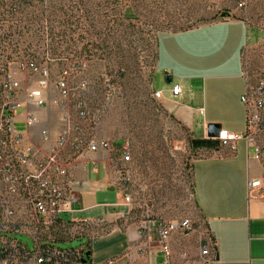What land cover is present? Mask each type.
Returning a JSON list of instances; mask_svg holds the SVG:
<instances>
[{"label":"built area","instance_id":"1","mask_svg":"<svg viewBox=\"0 0 264 264\" xmlns=\"http://www.w3.org/2000/svg\"><path fill=\"white\" fill-rule=\"evenodd\" d=\"M23 1L44 9L31 14L25 25L15 21L5 26L6 13L18 17ZM65 1L0 0V264H89L84 262L86 245L61 244L98 234L100 220L80 214L75 171L80 156L110 150L111 143L98 136L101 116L87 105L89 63L78 35L86 28L83 8L75 1L72 11ZM21 33L29 40H19ZM105 36L102 32L94 50L101 49ZM245 75L249 82L241 100L247 128L239 133L222 128L216 139L233 153L237 141L246 140L264 171V73L255 81ZM181 90L178 84L171 86L173 96ZM162 97L163 91H154L155 99ZM112 98L114 94L107 95L108 102ZM119 185L132 214L138 204ZM248 192L264 195V172L249 178ZM138 227L147 246H159L161 264H173L171 237L178 232H199L200 264L217 262V242L203 221L148 216ZM20 235L29 236L33 247Z\"/></svg>","mask_w":264,"mask_h":264},{"label":"crops","instance_id":"2","mask_svg":"<svg viewBox=\"0 0 264 264\" xmlns=\"http://www.w3.org/2000/svg\"><path fill=\"white\" fill-rule=\"evenodd\" d=\"M221 14V20L202 26L157 32L153 75H160L169 86L153 89L163 91V108L190 130L194 148L207 153L195 159L192 170L202 221L217 242L215 264H264V195L248 192L249 178L264 172L261 164L246 140H238L233 153L207 135L210 123L237 133L246 130L247 111L241 97L249 81L244 52L251 42L264 49V36L255 29L251 32L246 20L232 19L231 12ZM78 35L85 51L98 45L102 31L83 27ZM176 84L182 90L173 96L171 86ZM109 153L87 152L80 156L75 171L80 214L100 220L98 234L89 237L88 263L161 264L159 246L155 242L146 245L138 224L128 214L124 192L107 165ZM171 248L173 264H200L199 232L174 233Z\"/></svg>","mask_w":264,"mask_h":264},{"label":"rangeland","instance_id":"3","mask_svg":"<svg viewBox=\"0 0 264 264\" xmlns=\"http://www.w3.org/2000/svg\"><path fill=\"white\" fill-rule=\"evenodd\" d=\"M75 1L83 8L86 28L106 32L99 51L94 47L85 50L89 63L86 100L90 111L101 116L98 136L111 143L108 168L138 204L132 212L133 222L140 224L149 216L201 223L192 166L207 153L194 148L190 130L154 98L153 87L166 90L169 86L160 75H153L155 36L160 30L180 31L219 21L222 12H231L232 19L246 20L251 32L258 30L263 37L264 0H66L65 4L74 11ZM240 2L245 5L239 7ZM43 9L36 2L23 1L21 14L12 17L6 13L4 24L18 21L25 25L31 14ZM17 36L29 40L26 33ZM244 70L251 81L264 73L263 47L253 42L247 45ZM109 94H114L110 102ZM19 238L33 247L29 236ZM90 242L88 236H82L61 246L79 248Z\"/></svg>","mask_w":264,"mask_h":264},{"label":"water","instance_id":"4","mask_svg":"<svg viewBox=\"0 0 264 264\" xmlns=\"http://www.w3.org/2000/svg\"><path fill=\"white\" fill-rule=\"evenodd\" d=\"M226 15V12L223 13V16ZM167 81L170 82L171 78L167 76ZM222 129V126L218 123H210L207 125V135L210 138H217L220 130ZM87 258L84 260V262H88L90 260L89 252L86 253Z\"/></svg>","mask_w":264,"mask_h":264},{"label":"trees","instance_id":"5","mask_svg":"<svg viewBox=\"0 0 264 264\" xmlns=\"http://www.w3.org/2000/svg\"><path fill=\"white\" fill-rule=\"evenodd\" d=\"M192 167H193V166H192ZM90 246H91V242H90V243H88V245L86 246V249H88ZM87 252H89V257H90V255H91V252H90V251H88V250H87ZM87 252H86V253H87Z\"/></svg>","mask_w":264,"mask_h":264}]
</instances>
